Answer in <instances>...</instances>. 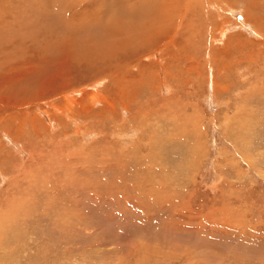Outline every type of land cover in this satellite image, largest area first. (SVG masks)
<instances>
[{
  "label": "rangeland",
  "instance_id": "374dc122",
  "mask_svg": "<svg viewBox=\"0 0 264 264\" xmlns=\"http://www.w3.org/2000/svg\"><path fill=\"white\" fill-rule=\"evenodd\" d=\"M30 1L0 264H264V0Z\"/></svg>",
  "mask_w": 264,
  "mask_h": 264
},
{
  "label": "bare ground",
  "instance_id": "6f19581e",
  "mask_svg": "<svg viewBox=\"0 0 264 264\" xmlns=\"http://www.w3.org/2000/svg\"><path fill=\"white\" fill-rule=\"evenodd\" d=\"M45 1V0H42ZM130 1V0H129ZM141 2L144 0H140ZM157 1V0H155ZM168 1V0H167ZM36 2V1H35ZM46 2V1H45ZM42 3V6L44 5V3ZM38 3V2H37ZM48 1L45 3L47 4ZM54 3V2H53ZM125 3V2H124ZM128 3V2H127ZM130 3V2H129ZM144 3V2H143ZM153 3V0H152ZM162 3V2H161ZM169 3V2H168ZM34 3H32L30 0H0V132H5V134L11 133V127L14 125L13 123V118L16 119V121L18 120V115L19 113L13 111L14 109L19 110V111H23L24 109H29V107H27L28 102L34 101L31 98H28V94L25 93H30L32 94V92H28V91H22L23 94H18L19 98L15 101L12 100L13 96L11 94L10 91V84L13 83V85H16L14 83H18V84H22V78L24 76H27L31 71L34 70V65L33 63H31L32 57H27L26 58H19L20 54H17L15 52H12L9 50L10 48V44L8 45V43H4V42H11V44H14V42H17L18 40L15 38H13V35L15 33L17 29V26L19 25L18 21L21 19L23 21V23H21L25 28H24V34H28V32H31V34H33L32 31V24H31V19L30 17L28 18L29 15L32 14V12H27V11H34V9H36L33 5ZM36 4V3H35ZM39 4V3H38ZM146 4V3H145ZM170 4V3H169ZM56 5V4H55ZM141 5V4H139ZM149 5V2H148ZM153 5V4H152ZM158 5V4H157ZM167 5V4H166ZM46 6V5H45ZM163 8H162V7ZM165 6V5H164ZM163 4L160 5L159 7H161V9H164ZM144 7V6H143ZM152 7V6H151ZM170 7V6H169ZM174 8V4L172 6ZM171 7V8H172ZM142 8V7H141ZM146 8V7H145ZM168 8V7H167ZM176 8V7H175ZM174 8V9H175ZM108 9V8H107ZM105 9V10H107ZM152 9V8H151ZM44 10H46V8H44ZM109 10V9H108ZM168 10V9H167ZM152 12L153 9L151 10ZM150 11V14H151ZM164 10L160 11V13H163ZM170 11V8H169ZM40 12L42 13L43 11L40 10ZM141 12V11H140ZM168 13V11H167ZM167 13L165 14V16L163 15L162 17L164 18L165 21H167L169 24L171 22V16L168 17ZM172 13V12H171ZM179 13V12H178ZM174 14V13H173ZM162 18V20H163ZM151 21V20H149ZM156 22V21H154ZM161 22V20L159 21ZM175 22V21H174ZM174 22H172L174 24ZM158 24V23H157ZM171 24V25H173ZM161 25V24H160ZM164 26V24H163ZM167 27H169V25H166ZM22 27V26H21ZM156 27V26H155ZM163 29V27H162ZM41 30V29H40ZM19 31V30H18ZM188 31V30H187ZM22 32V36L20 38H22V40L24 42L26 41V38L23 36V29H21ZM20 33V32H19ZM39 33V32H38ZM159 33V32H158ZM264 33V32H263ZM17 34V33H16ZM47 36V35H46ZM155 36V35H154ZM37 37V36H36ZM15 40V41H14ZM34 40V39H33ZM21 41V40H20ZM19 41V42H20ZM18 42V43H19ZM30 42V40H29ZM56 47L58 46L59 42H55ZM33 45V44H32ZM31 45V46H32ZM37 45V44H36ZM12 46V45H11ZM14 47H12V50L15 49L19 52V51H23V47L24 45L18 46V45H13ZM26 46V45H25ZM29 46V45H28ZM45 46V45H44ZM36 48V47H35ZM59 48V47H58ZM8 49V50H7ZM28 50V49H27ZM30 53V52H29ZM40 53V52H39ZM23 54V52H22ZM41 54V53H40ZM30 55V54H29ZM28 55V56H29ZM33 55V54H32ZM19 58V59H18ZM34 62V61H33ZM38 67V66H37ZM42 67V66H41ZM40 68V67H39ZM101 78V77H100ZM38 84V83H37ZM42 84V83H41ZM34 85V84H33ZM39 85V84H38ZM31 87H35L30 85ZM29 86V87H30ZM20 88V87H19ZM27 89V88H26ZM34 89V88H33ZM32 89V91H33ZM38 89V88H37ZM40 89V88H39ZM41 90V89H40ZM18 91V90H17ZM37 91V90H36ZM14 92V91H13ZM34 92V91H33ZM45 92V91H44ZM29 94V96H30ZM34 95V94H32ZM31 95V96H32ZM43 94H40L39 97L37 98V101L33 102L32 107L35 108L36 106L39 105L40 107V102L39 100L41 99L43 102L44 98H42ZM60 95V94H58ZM57 96V95H56ZM35 97V96H33ZM64 97V96H63ZM51 98V97H50ZM62 99L61 96L59 97V103H61ZM43 102L41 103V106L43 104ZM57 104V105H53L52 106V110L56 113V114H60L61 111V104ZM45 107V105L43 106ZM41 108V107H40ZM26 111V110H25ZM48 111V109L46 110ZM45 111V112H46ZM22 113V112H21ZM30 115V114H29ZM27 114L23 113L22 117H26ZM28 118V117H27ZM26 118V119H27ZM18 122V121H17ZM14 129V128H13Z\"/></svg>",
  "mask_w": 264,
  "mask_h": 264
}]
</instances>
